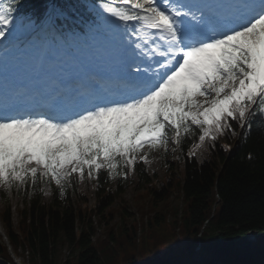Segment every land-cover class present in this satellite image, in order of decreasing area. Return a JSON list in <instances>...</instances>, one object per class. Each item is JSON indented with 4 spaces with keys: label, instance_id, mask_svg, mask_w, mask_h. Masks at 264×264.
<instances>
[{
    "label": "snow or ice",
    "instance_id": "6c2138e0",
    "mask_svg": "<svg viewBox=\"0 0 264 264\" xmlns=\"http://www.w3.org/2000/svg\"><path fill=\"white\" fill-rule=\"evenodd\" d=\"M118 4L103 10L126 26L139 61L126 98L78 112V101L61 97L46 111L0 102V186L47 179L63 189L73 174L116 176L138 157L147 162L145 148L170 139L179 147L194 129L202 145L264 112V0H217L211 11L185 0ZM15 11L0 5V40L15 29Z\"/></svg>",
    "mask_w": 264,
    "mask_h": 264
},
{
    "label": "trees",
    "instance_id": "16d2710c",
    "mask_svg": "<svg viewBox=\"0 0 264 264\" xmlns=\"http://www.w3.org/2000/svg\"><path fill=\"white\" fill-rule=\"evenodd\" d=\"M48 1L6 0V5H13L16 15L39 18ZM97 1L58 0L68 18L57 21L68 41L86 34V25H96L86 3ZM230 123L231 129L202 145L198 129L182 137L175 145L177 158L162 178L151 177L146 162L138 159L134 170L121 168L116 176L106 169L91 179L73 174L63 189L47 179L0 186L1 219L13 251H28L30 264H60L64 246L71 253L64 264H264V112L257 110L250 126ZM174 165L180 177L174 176ZM82 180L93 185L94 208L79 189ZM136 184L143 188L136 195L141 200L137 219L124 203L114 207ZM173 194L181 198L180 207L171 205ZM13 195L23 204L16 227ZM101 225L102 236L97 234ZM249 233L259 248L249 247ZM0 258L15 264L2 241Z\"/></svg>",
    "mask_w": 264,
    "mask_h": 264
},
{
    "label": "rangeland",
    "instance_id": "374dc122",
    "mask_svg": "<svg viewBox=\"0 0 264 264\" xmlns=\"http://www.w3.org/2000/svg\"><path fill=\"white\" fill-rule=\"evenodd\" d=\"M0 5H4L2 0H0ZM105 3L100 4L99 9L104 12L103 7ZM107 16V14H106ZM108 18L113 19V17H105L106 20H108ZM16 20V26L15 29L13 30L14 32H17L19 34L25 35L27 38V42H33L34 39V31H36L38 29V23L36 22L35 18H21V17H15ZM60 28L53 26L48 32H45L44 34L41 33H37V40L38 44L43 43V48L48 49V44L50 45L51 41L49 40L50 38H53L57 44L59 46H66L65 43V39L63 38L60 30ZM33 35V36H32ZM35 35V36H36ZM32 36V37H31ZM39 36V37H38ZM48 37V39L46 41L42 40V37ZM29 37H31L29 39ZM86 53V52H85ZM128 55H131L130 53H128ZM39 61V58L37 57L35 60V63H37ZM175 144L173 142H171V139L168 143L167 148H160V149H148L145 148L142 152H141V156H144L145 154H147V162H146V166H147V170L149 172V175L151 177L154 178V174H156L158 176V178H162L163 175L165 174V172L167 171L168 167L170 166V163L173 162V160L176 159L175 157V149H174ZM140 159L139 157L137 158V160ZM79 189L86 195V198L88 200V203L90 205H94V189H93V185L89 182H81L79 185ZM143 188L140 185H135L132 187H129L126 192L121 196V198H119L116 202L114 207H118L120 205H122V203L125 204V206L127 207V210L133 214V217L135 219L138 218V213L136 211L137 209V205H139L140 201L136 198V195L138 192L142 191ZM44 194H45V199L48 201L50 199V195H51V191L48 188H45L44 190ZM11 202H12V206H13V220H14V225L16 226L18 221H19V216H18V211L23 207V204L21 203L19 197L16 196H12L11 198ZM170 203L173 207L175 206H181L182 205V201L181 198H179L178 196H176L175 194H173V196L170 198ZM3 210V205L0 203V232H2V230H4L3 226H2V221H1V213ZM133 219V218H131ZM119 222V217H116L113 221V223L118 224ZM104 225L98 226V230H97V234L102 236L103 232L105 230ZM248 242H254V238L249 235L248 237ZM3 242V238H1V240ZM256 244V243H254ZM21 256H19V259H21V261L27 262V256L26 253H24L23 251H20ZM71 259V258H70ZM75 262V259L73 260V263Z\"/></svg>",
    "mask_w": 264,
    "mask_h": 264
},
{
    "label": "bare ground",
    "instance_id": "6f19581e",
    "mask_svg": "<svg viewBox=\"0 0 264 264\" xmlns=\"http://www.w3.org/2000/svg\"><path fill=\"white\" fill-rule=\"evenodd\" d=\"M202 3H205V2H203V1H201ZM34 33H36V32H34ZM35 35V34H34ZM24 38V37H23ZM6 41L8 42L9 41V36H7L6 37ZM3 40V39H2ZM1 41V40H0ZM12 45V43H9V48H10V46ZM26 45V41H23V42H20L19 43V45H18V48L20 49V48H22V47H24ZM2 55V50H0V58L2 57L1 56ZM18 55H20V54H18ZM18 55H17V57H18ZM255 243H257L256 242V240H255ZM67 254H68V252H67Z\"/></svg>",
    "mask_w": 264,
    "mask_h": 264
},
{
    "label": "water",
    "instance_id": "95a60500",
    "mask_svg": "<svg viewBox=\"0 0 264 264\" xmlns=\"http://www.w3.org/2000/svg\"><path fill=\"white\" fill-rule=\"evenodd\" d=\"M249 235H250V233H249ZM249 235H248V237H249ZM247 237V238H248ZM258 242V241H257ZM247 243H248V245L249 246H251V247H253V248H259L260 246H259V243H256V244H254V245H251V243H249L248 241H247Z\"/></svg>",
    "mask_w": 264,
    "mask_h": 264
}]
</instances>
